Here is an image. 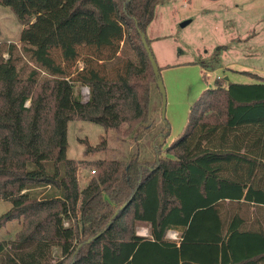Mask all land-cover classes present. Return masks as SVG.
I'll list each match as a JSON object with an SVG mask.
<instances>
[{"label": "trees", "instance_id": "16d2710c", "mask_svg": "<svg viewBox=\"0 0 264 264\" xmlns=\"http://www.w3.org/2000/svg\"><path fill=\"white\" fill-rule=\"evenodd\" d=\"M162 1L0 0L23 25L20 46L0 45V227L19 225L0 264H264V77L206 88L168 157H67L70 121L134 139L150 126L159 86L142 34ZM128 44L138 63L123 66ZM82 164L95 171L83 188Z\"/></svg>", "mask_w": 264, "mask_h": 264}, {"label": "rangeland", "instance_id": "374dc122", "mask_svg": "<svg viewBox=\"0 0 264 264\" xmlns=\"http://www.w3.org/2000/svg\"><path fill=\"white\" fill-rule=\"evenodd\" d=\"M241 1L163 0L159 3L147 36L166 90L165 113L162 92L157 89L153 119L141 138L121 137L114 130L87 120L70 121L67 157L87 161L129 159L135 155L146 161H154L158 154L168 157L166 148L184 130L192 105L206 88L214 86L219 78L226 85L259 82L251 73L264 77V0ZM22 28L12 9L0 4V45L14 42L20 46ZM118 54L123 66L128 60L138 63L137 54L129 44ZM104 62H99L103 63V72L112 73V68L118 67L116 60ZM83 67L81 58L69 68L72 77ZM76 90L83 100H88V86L77 83ZM103 140L107 142L105 149L86 154L85 141L97 146ZM93 175V166L81 165L82 188ZM10 207L9 201L0 200V215ZM250 211L254 213L258 209L250 207ZM16 223L12 221L0 227V238H14L19 229ZM146 230V226H140L138 233L147 235ZM177 232V238L173 237ZM177 232L170 230L168 238L178 240L180 232Z\"/></svg>", "mask_w": 264, "mask_h": 264}, {"label": "water", "instance_id": "95a60500", "mask_svg": "<svg viewBox=\"0 0 264 264\" xmlns=\"http://www.w3.org/2000/svg\"><path fill=\"white\" fill-rule=\"evenodd\" d=\"M186 23L187 22H185L183 24H186ZM142 39H143V43H144L145 49L148 52L149 59H150V61L152 63L155 75L157 77V83H158L159 89L162 92V96H163V113H165V109H166V90H165L164 83H163V80H162V77H161L159 65H158V63L156 61V58H155V56H154V54H153V52L151 50V47H150V45L148 43L146 33L142 34Z\"/></svg>", "mask_w": 264, "mask_h": 264}, {"label": "crops", "instance_id": "0c3cea01", "mask_svg": "<svg viewBox=\"0 0 264 264\" xmlns=\"http://www.w3.org/2000/svg\"><path fill=\"white\" fill-rule=\"evenodd\" d=\"M237 1H239V2H242L241 0H237ZM240 4L241 3H239L237 6L239 7L240 6ZM256 74V73H255ZM259 75V74H258ZM261 76V75H260ZM3 201V200H2ZM9 224V223H8ZM146 231H148V234L146 235L145 233H143V234H140V233H138L139 235H142V236H148L149 235V228L147 227V230ZM176 231V230H175ZM177 232V231H176ZM179 235V233L177 232V236ZM174 239V238H173ZM0 240H3V238H0ZM177 240V239H176Z\"/></svg>", "mask_w": 264, "mask_h": 264}, {"label": "built area", "instance_id": "2783aa9c", "mask_svg": "<svg viewBox=\"0 0 264 264\" xmlns=\"http://www.w3.org/2000/svg\"><path fill=\"white\" fill-rule=\"evenodd\" d=\"M95 172V171H94ZM173 237L177 238V234H175Z\"/></svg>", "mask_w": 264, "mask_h": 264}]
</instances>
